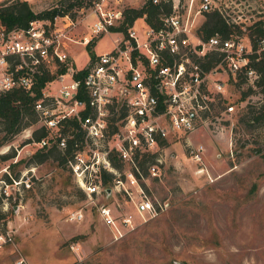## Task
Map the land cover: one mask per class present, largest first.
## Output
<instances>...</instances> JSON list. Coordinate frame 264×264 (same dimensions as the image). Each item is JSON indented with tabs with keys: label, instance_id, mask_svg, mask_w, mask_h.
<instances>
[{
	"label": "built area",
	"instance_id": "1",
	"mask_svg": "<svg viewBox=\"0 0 264 264\" xmlns=\"http://www.w3.org/2000/svg\"><path fill=\"white\" fill-rule=\"evenodd\" d=\"M148 1L162 0H89L76 10L87 11L82 18L68 9L53 17L34 18L27 25L0 23V95L22 89L33 96L39 125L47 134L29 144L62 150L71 145L72 172L90 198L106 196L111 188L114 195H128L138 213L157 216L167 204L156 202L142 180L160 175L157 160H163L170 138L200 127L240 76L257 84L261 73L254 62L264 57V35L201 36L199 14L213 9L224 14L215 0H200L196 7L195 0H188L186 9L182 0H172L171 11L162 12L156 24L146 15L129 23L126 9L133 7L129 3L143 6ZM91 15L94 20L84 24ZM81 23L85 31L78 33ZM106 33L114 35L112 48L90 55L87 64L78 67L72 45H89ZM146 152L156 153L148 175L139 166ZM190 152L195 162H204V144L194 145ZM116 158L119 166L113 163ZM3 171L0 194L8 204L15 193L22 195L32 186L33 175L25 171L16 176L6 166ZM104 173L112 175L109 186L104 185ZM97 205L104 220L122 235L115 207L108 202ZM74 216L82 218L83 213L79 210ZM133 218L128 213L122 224L129 228ZM13 235L12 230L0 233V246L15 245L13 257L0 264H32Z\"/></svg>",
	"mask_w": 264,
	"mask_h": 264
},
{
	"label": "rangeland",
	"instance_id": "2",
	"mask_svg": "<svg viewBox=\"0 0 264 264\" xmlns=\"http://www.w3.org/2000/svg\"><path fill=\"white\" fill-rule=\"evenodd\" d=\"M28 1L36 12L59 6L82 18L87 11L76 10L89 0ZM215 1L231 22H240L243 37L250 36L252 24L264 23V0ZM182 2L186 9L188 0ZM199 2L195 0L194 6ZM141 3L129 6L141 7ZM93 20L91 15L84 24ZM197 20L199 25L205 20L204 12ZM78 29L81 33L85 26L81 23ZM113 37L106 33L92 47L73 44L76 65L85 66L92 50H110ZM226 96L227 101L216 102L200 127L167 145L163 160H157L160 175L142 180L156 202L167 204L157 216L138 213L125 194L90 198L73 172L53 158L29 162L39 146L29 144L27 138L39 122L6 137L0 154L14 156L1 161V166L12 174L28 171L33 176L30 189L15 193L8 204L0 203L7 213L6 221H0V233L12 230L16 246L32 264H264V120L253 122L249 115L264 101V88L242 80L231 84ZM227 102L234 108L229 110ZM5 134L0 124V136ZM200 143L205 146L203 163L195 162L190 152ZM201 166L205 169L199 170ZM11 190L16 192L14 187ZM102 202L115 207L122 235L102 217L97 205ZM79 210L83 217L75 218ZM128 213L134 217L129 228L122 224ZM14 246H0V261L11 258L8 254Z\"/></svg>",
	"mask_w": 264,
	"mask_h": 264
},
{
	"label": "trees",
	"instance_id": "3",
	"mask_svg": "<svg viewBox=\"0 0 264 264\" xmlns=\"http://www.w3.org/2000/svg\"><path fill=\"white\" fill-rule=\"evenodd\" d=\"M71 6L74 3H70ZM69 8H61L59 6L53 7L41 12H36L32 9L28 0H13L11 2L0 3V23L6 26L14 25H27L30 20L37 17H53L57 12L67 11ZM172 9V0H162L160 3H153L148 1L141 7H129L126 9V19L131 23L134 18L146 15L147 20L150 23L156 24L159 15L162 12H169ZM205 20L199 25L198 32L204 38L209 37L215 33H221L224 36H228L231 33H240L242 27L240 24L232 23L228 18L220 12L218 9L208 10L204 12ZM254 28H251V34L257 32L258 34L264 35V23L260 20L252 24ZM95 41H92L89 46L92 47ZM96 52L92 50L91 56H94ZM254 65L258 68L261 75L257 81V85H261L264 88V57L258 62H254ZM65 70L61 67L60 71ZM50 74L45 79H48ZM246 80L245 76H240L239 80L242 82ZM237 81V82H238ZM247 81V80H246ZM236 82V83H237ZM41 83H44L43 81ZM252 90L250 87L249 91L243 93L242 98L244 99L248 92ZM220 101H227V98L221 99ZM229 102H227V105ZM249 110L250 119L253 122L264 120V101L260 105L253 106ZM39 122V114L33 104V96L29 95L22 89H14L5 92L0 95V124L2 130L5 131L4 136H0V146L6 143V137L18 134L28 125H34ZM47 134V130L43 125L33 129L32 138H27V141L33 139L39 140ZM169 144V143H167ZM73 147L70 145L67 149L62 150L56 145L50 147H39L29 158V162L35 164L42 163L51 158L58 161L59 165L68 167L71 171L70 158L73 156ZM12 153L0 154V169L1 161L7 160L13 157ZM156 160V153L146 152L139 160V166L143 169L145 174L149 173V166ZM113 163L116 166L120 165L119 159H114ZM16 176L20 175V172L15 173ZM8 177L7 174H4ZM104 185L109 186L112 182V175L104 173L103 177ZM80 186V185H79ZM30 189V188H28ZM82 189V188H81ZM83 190V189H82ZM84 191V190H83ZM85 192V191H84ZM86 193V192H85ZM13 197H11L12 200ZM3 201V196L0 194V203ZM7 213L0 208V221H6ZM4 223V222H3ZM5 228V227H4ZM4 228L2 230H4Z\"/></svg>",
	"mask_w": 264,
	"mask_h": 264
},
{
	"label": "crops",
	"instance_id": "4",
	"mask_svg": "<svg viewBox=\"0 0 264 264\" xmlns=\"http://www.w3.org/2000/svg\"><path fill=\"white\" fill-rule=\"evenodd\" d=\"M90 55H91V54H90ZM90 55H89V56H90ZM176 137H177V136H176ZM174 138H175V137H172V138H170V140H169V142H168V143H170L172 140H174ZM177 138H178V137H177ZM8 255H9L11 258L13 257V254H12V252H11L10 254H8Z\"/></svg>",
	"mask_w": 264,
	"mask_h": 264
},
{
	"label": "water",
	"instance_id": "5",
	"mask_svg": "<svg viewBox=\"0 0 264 264\" xmlns=\"http://www.w3.org/2000/svg\"><path fill=\"white\" fill-rule=\"evenodd\" d=\"M111 193V188H107V194L109 195Z\"/></svg>",
	"mask_w": 264,
	"mask_h": 264
}]
</instances>
